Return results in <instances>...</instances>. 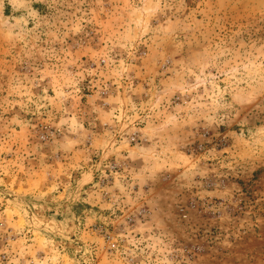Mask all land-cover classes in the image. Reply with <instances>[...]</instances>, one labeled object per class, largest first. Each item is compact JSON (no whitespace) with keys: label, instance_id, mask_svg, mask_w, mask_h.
Wrapping results in <instances>:
<instances>
[{"label":"rangeland","instance_id":"374dc122","mask_svg":"<svg viewBox=\"0 0 264 264\" xmlns=\"http://www.w3.org/2000/svg\"><path fill=\"white\" fill-rule=\"evenodd\" d=\"M0 264H264V0H0Z\"/></svg>","mask_w":264,"mask_h":264}]
</instances>
